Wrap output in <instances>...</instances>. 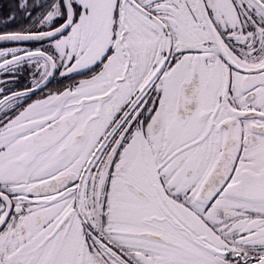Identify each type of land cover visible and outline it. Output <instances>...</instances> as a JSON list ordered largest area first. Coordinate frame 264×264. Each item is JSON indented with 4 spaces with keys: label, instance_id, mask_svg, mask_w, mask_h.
I'll list each match as a JSON object with an SVG mask.
<instances>
[{
    "label": "snow or ice",
    "instance_id": "1",
    "mask_svg": "<svg viewBox=\"0 0 264 264\" xmlns=\"http://www.w3.org/2000/svg\"><path fill=\"white\" fill-rule=\"evenodd\" d=\"M0 264H264V0H0Z\"/></svg>",
    "mask_w": 264,
    "mask_h": 264
}]
</instances>
